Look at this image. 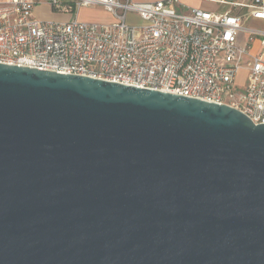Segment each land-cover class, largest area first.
I'll use <instances>...</instances> for the list:
<instances>
[{
  "label": "water",
  "instance_id": "obj_1",
  "mask_svg": "<svg viewBox=\"0 0 264 264\" xmlns=\"http://www.w3.org/2000/svg\"><path fill=\"white\" fill-rule=\"evenodd\" d=\"M0 264H264V123L0 62Z\"/></svg>",
  "mask_w": 264,
  "mask_h": 264
},
{
  "label": "built area",
  "instance_id": "obj_2",
  "mask_svg": "<svg viewBox=\"0 0 264 264\" xmlns=\"http://www.w3.org/2000/svg\"><path fill=\"white\" fill-rule=\"evenodd\" d=\"M38 1L0 0V62L225 103L264 123V28L252 23L264 21V0L220 13L183 12L178 0H44L74 13L101 6L114 17L107 23L39 21ZM241 68L243 91L235 85Z\"/></svg>",
  "mask_w": 264,
  "mask_h": 264
},
{
  "label": "crops",
  "instance_id": "obj_3",
  "mask_svg": "<svg viewBox=\"0 0 264 264\" xmlns=\"http://www.w3.org/2000/svg\"><path fill=\"white\" fill-rule=\"evenodd\" d=\"M40 4H39V3ZM37 3L39 5H34L33 12L38 18L48 19V20H60L68 21L75 16L74 12L71 10H66L65 13H53V11L65 10V9H55L47 1L40 0ZM232 2L239 3H248L249 0H178L176 3V8L180 11H188L190 8H200L203 10L211 11L214 13H220L224 11L238 12L240 11L239 7L232 5ZM81 8V7H80ZM79 8V9H80ZM51 9V10H50ZM78 9V10H79ZM109 13V12H108ZM111 19L109 22L114 20V17L109 13ZM78 19V18H77ZM81 20V19H78ZM84 21V20H81ZM87 22H96V21H87ZM256 27L264 28V21H253ZM244 34V33H240Z\"/></svg>",
  "mask_w": 264,
  "mask_h": 264
},
{
  "label": "rangeland",
  "instance_id": "obj_4",
  "mask_svg": "<svg viewBox=\"0 0 264 264\" xmlns=\"http://www.w3.org/2000/svg\"><path fill=\"white\" fill-rule=\"evenodd\" d=\"M38 3H36L35 6L40 4V3L39 4ZM50 7H51V5H50ZM51 12L60 14V13H65L66 10H59V11L51 10ZM74 14L78 19H81L84 21H96V22L107 23L111 19L109 13L101 6L81 7L79 10L77 9ZM32 16L34 19L39 20V21L62 22L60 20H48V19H44V18L41 19V18H38L34 13H32ZM129 16H131V14H129ZM246 40H247V35L245 33L239 34L237 37V44L238 45H244ZM259 49H260V47H259L258 43L257 42L254 43L253 52L257 53L259 51ZM246 74H247V71L244 68H241L238 72V75H237V78L235 81V85H236V88L240 91L244 90L243 86L245 85V82H246Z\"/></svg>",
  "mask_w": 264,
  "mask_h": 264
}]
</instances>
